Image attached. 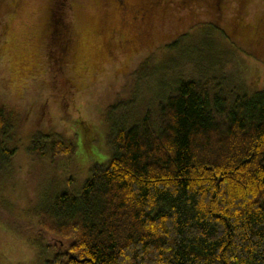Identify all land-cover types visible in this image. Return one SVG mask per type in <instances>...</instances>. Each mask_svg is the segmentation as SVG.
Listing matches in <instances>:
<instances>
[{
    "label": "trees",
    "instance_id": "obj_1",
    "mask_svg": "<svg viewBox=\"0 0 264 264\" xmlns=\"http://www.w3.org/2000/svg\"><path fill=\"white\" fill-rule=\"evenodd\" d=\"M158 62L147 57L135 72L141 83L145 72L157 81L152 107L135 113L143 99L135 107L134 96L105 110L106 164L80 193L49 197L30 223L14 226L47 264H264V88L214 57L188 77ZM11 118L0 105V178L16 153ZM29 151L55 163L76 147L37 137Z\"/></svg>",
    "mask_w": 264,
    "mask_h": 264
},
{
    "label": "rangeland",
    "instance_id": "obj_2",
    "mask_svg": "<svg viewBox=\"0 0 264 264\" xmlns=\"http://www.w3.org/2000/svg\"><path fill=\"white\" fill-rule=\"evenodd\" d=\"M59 1H0V105L11 113L8 148L16 150L0 178V264H47L14 226L30 223L49 197L80 193L92 169L106 164L108 107L134 96L135 107L143 99L135 113L153 106L156 79L145 72L136 80L145 58L188 77L214 57L250 88H264V0ZM179 38L191 48L167 50ZM214 39L222 51L211 55ZM37 137L76 151L55 163L40 159L29 151Z\"/></svg>",
    "mask_w": 264,
    "mask_h": 264
}]
</instances>
